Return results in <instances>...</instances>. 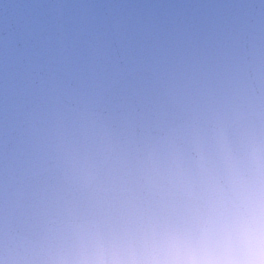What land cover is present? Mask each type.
I'll return each instance as SVG.
<instances>
[{"label":"water","instance_id":"water-1","mask_svg":"<svg viewBox=\"0 0 264 264\" xmlns=\"http://www.w3.org/2000/svg\"><path fill=\"white\" fill-rule=\"evenodd\" d=\"M261 223L264 0H0V264H259Z\"/></svg>","mask_w":264,"mask_h":264},{"label":"snow or ice","instance_id":"snow-or-ice-1","mask_svg":"<svg viewBox=\"0 0 264 264\" xmlns=\"http://www.w3.org/2000/svg\"><path fill=\"white\" fill-rule=\"evenodd\" d=\"M114 14L129 28L143 30H156L165 27H196L200 21L195 11L192 13L171 12L165 14H153L150 11L116 9ZM79 17H68V22Z\"/></svg>","mask_w":264,"mask_h":264},{"label":"clouds","instance_id":"clouds-1","mask_svg":"<svg viewBox=\"0 0 264 264\" xmlns=\"http://www.w3.org/2000/svg\"><path fill=\"white\" fill-rule=\"evenodd\" d=\"M253 227L255 228V225ZM260 228L264 230V223H261ZM248 246L249 241L246 236L234 233L227 243L217 241L216 245L205 253L204 264H234L235 253L243 252ZM252 258L259 264H264V247L254 250Z\"/></svg>","mask_w":264,"mask_h":264}]
</instances>
